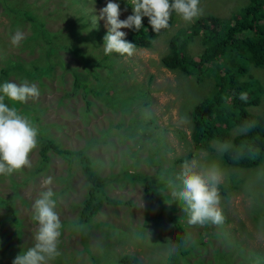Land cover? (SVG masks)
Wrapping results in <instances>:
<instances>
[{
	"label": "rangeland",
	"instance_id": "rangeland-1",
	"mask_svg": "<svg viewBox=\"0 0 264 264\" xmlns=\"http://www.w3.org/2000/svg\"><path fill=\"white\" fill-rule=\"evenodd\" d=\"M7 1L0 0V4L25 7L34 19H25L8 31L10 21L0 13V66L10 59L25 64L26 70L31 66H47L50 70L40 71L37 79L9 75L6 80H28L38 85L40 97L23 105L37 110L44 134L59 148L82 150L91 161V169L101 179L98 200L107 197L130 203H102L88 223L61 225L60 255L49 264H118L124 254L142 264H264V223L256 218L264 217V162L250 169L227 166L221 160V144L215 142L210 151H193L190 109L208 93L211 82L169 71L160 63L170 37L177 33L181 51L197 60L202 46L199 35H188L192 23L186 24L176 16L172 26L149 48L136 47L132 57L106 56L103 38L108 29L99 17L109 0ZM112 2L120 6L121 21L132 15L128 0ZM246 3L200 0V17L225 20ZM35 25L40 26L42 36L35 33ZM17 29L27 38L21 46L32 45L30 52L11 45V35ZM128 30H120L126 33L125 40ZM47 46L54 52L46 53ZM71 71L84 76V82L102 99L82 96L81 90L72 94ZM249 74L261 83L264 68L250 67ZM85 102L91 104L87 111ZM259 110L251 109L254 113ZM189 153L193 157L185 159ZM48 157L47 164L38 171L43 165L37 146L30 153V167L0 175V202L5 203H0V264H13L18 254L33 246L37 224L32 219V205L47 188L54 193L61 223L75 224L78 218L86 195L81 167L75 162L67 167L60 157ZM193 160L197 171L215 164L222 173L219 185L231 186L230 195L220 200L224 215L221 225L189 224L184 203L171 195L168 181L181 187L177 177L184 163ZM48 177L53 183L46 186ZM145 186L165 196L161 205L150 201ZM162 206L173 220L162 211L158 213ZM209 227L210 235L205 237L204 229ZM181 246L186 250L184 255L177 253Z\"/></svg>",
	"mask_w": 264,
	"mask_h": 264
},
{
	"label": "trees",
	"instance_id": "trees-1",
	"mask_svg": "<svg viewBox=\"0 0 264 264\" xmlns=\"http://www.w3.org/2000/svg\"><path fill=\"white\" fill-rule=\"evenodd\" d=\"M1 1L8 3L7 0ZM246 1V5L237 13L230 15L228 19L222 20L205 15L192 23L188 35L191 37L199 35L202 46L197 60L191 59L181 51L180 35L178 33L170 37L167 43V52L160 60L162 67L169 71H177L185 76L195 78L196 81L210 80L211 86L208 93L190 109L189 139L192 149L193 151H210L211 143L215 142L222 145L224 141H228L234 148L241 145H250L257 150L254 155L246 154L243 158L237 159L232 150L221 154V160L225 165L239 169H250L264 162V106L261 107L264 96V78L260 83L249 74L250 67L264 68V0ZM4 7H7V11ZM0 13L6 15V18L10 21V25L7 27L9 28L8 31L25 19L31 22L34 19L25 7H18V5L12 7L10 4H0ZM175 18L176 15L173 14L169 21V28L174 23ZM35 26V33L42 36L40 26ZM169 28L158 33L154 32L148 18L143 17L141 29L136 31L129 28L126 40L135 44L137 48H149L152 42ZM26 41L27 38L24 42ZM49 44L50 42L46 43V45ZM20 47L21 50H28V52L32 50V45L28 48ZM53 52V48L46 47V53L51 54ZM1 65L0 83L7 81L6 78L9 75L19 79H22V77H25V79L35 77L37 79L38 76H41V72L48 73L50 70V67L47 66L41 69L31 66V70H26L25 64L10 59L1 62ZM72 75V94L77 90H81L82 96L90 94L94 98L102 99V97H98L96 89L91 88L84 82V76H80L75 72H72ZM242 91L248 93L246 102L240 101L238 95H233V93L238 94ZM84 105V111L89 110L91 104L85 102ZM15 107L38 129V155L40 164L43 167L37 170L44 168L49 160L48 155L51 154L63 159L67 167H70L74 162L79 164L85 177L86 195L80 203L78 218L75 224L73 221H64L61 223L62 226L67 224L81 226L83 223H88L98 212L102 203L113 206L130 204L107 197H104L101 201L98 200L97 193L101 179L91 169V161L83 151L59 148L44 134L43 127L39 125L36 109L23 104H17ZM254 108H259V112H252L251 109ZM247 120H254L256 127L247 134H241L239 126ZM233 131L236 133L232 134ZM192 157L193 153H189L185 159ZM144 191L151 202L161 205V200L165 196L149 186H145ZM219 191L220 196L226 199L230 195L231 186L219 185ZM0 203L2 206L5 204L3 201ZM161 211L170 220L174 219L170 217L163 206L160 207L158 213H161ZM9 212L14 211L9 209ZM256 218L264 223V217L261 215L256 216ZM12 220L14 221L13 213ZM173 225L176 229L181 230L179 224L173 223ZM210 228L204 229L205 237H209ZM179 242L183 244L181 238H179ZM177 253L178 255H184L186 250L182 249L181 246ZM117 263L142 264L137 258L128 254L122 255ZM224 264L228 263L224 261Z\"/></svg>",
	"mask_w": 264,
	"mask_h": 264
},
{
	"label": "clouds",
	"instance_id": "clouds-1",
	"mask_svg": "<svg viewBox=\"0 0 264 264\" xmlns=\"http://www.w3.org/2000/svg\"><path fill=\"white\" fill-rule=\"evenodd\" d=\"M132 7V15L120 20V6L109 0L101 9L99 19L106 22L107 34L104 36L103 51L106 56L118 54L132 57L137 48L125 40L126 33L121 29L132 28L139 31L142 18L147 17L154 32L169 28L173 14L186 24L195 22L202 14L200 0H128ZM95 23V20L93 21ZM25 40L24 33L17 29L11 35L13 47H20ZM40 89L34 82L4 81L0 83V175H11L23 168L30 167V153L37 147L38 129L20 112L15 105L24 104L29 99L40 97ZM240 101L246 102L247 92L233 93ZM7 101V103H6ZM256 127L254 120L244 121L239 126L241 134H247ZM232 150L235 158H243L246 154L254 155L257 150L250 145L233 147L228 141L221 145V151ZM197 162H185L177 179L182 186L177 188L172 180L168 185L172 188V197L182 201L188 214V223L203 226L205 224L221 225L224 217L220 208V191L222 173L215 165L197 171ZM52 177L45 179L44 184L51 185ZM56 200L51 188L40 193L32 205V219L37 224L33 240L34 244L26 251L18 254L13 264H49L60 255L58 250L61 236V221L56 212Z\"/></svg>",
	"mask_w": 264,
	"mask_h": 264
}]
</instances>
